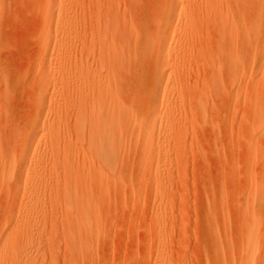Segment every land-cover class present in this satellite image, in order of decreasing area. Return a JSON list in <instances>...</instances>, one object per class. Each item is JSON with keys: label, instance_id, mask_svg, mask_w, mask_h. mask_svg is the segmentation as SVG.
I'll use <instances>...</instances> for the list:
<instances>
[{"label": "rangeland", "instance_id": "rangeland-1", "mask_svg": "<svg viewBox=\"0 0 264 264\" xmlns=\"http://www.w3.org/2000/svg\"><path fill=\"white\" fill-rule=\"evenodd\" d=\"M0 264H264V0H0Z\"/></svg>", "mask_w": 264, "mask_h": 264}, {"label": "bare ground", "instance_id": "bare-ground-1", "mask_svg": "<svg viewBox=\"0 0 264 264\" xmlns=\"http://www.w3.org/2000/svg\"><path fill=\"white\" fill-rule=\"evenodd\" d=\"M129 16V15H128ZM129 19V18H128ZM107 21V20H106ZM112 24V23H111ZM113 27V26H112ZM117 27V26H116ZM115 28V27H114ZM113 28V29H114ZM128 28V27H127ZM106 32H107V30H106ZM123 32V31H122ZM108 33V36H109V32H107ZM116 33V32H115ZM111 34H112V31H111ZM105 35V34H104ZM131 35V34H130ZM107 37V35H105V39H107L106 38ZM130 38V37H129ZM235 38V37H234ZM104 39V41L106 42V40ZM108 41V40H107ZM224 42V41H223ZM104 44V43H103ZM106 47L105 46H103V47H105V49H104V54H105V57H107L106 58V60H110L111 62L109 63V64H111V67L113 66V64L116 62V60H121V59H118L119 57H121L120 56V54H119V51L115 48V46H114V44L112 43V42H106ZM132 46V45H131ZM105 50H106V52H105ZM102 51V50H101ZM129 51V50H128ZM101 53H103V52H101ZM104 54H103V56H104ZM132 54V53H131ZM100 56H102V55H100ZM103 57H101V59H102ZM123 59V58H122ZM98 60H100V59H98ZM98 63H99V61H98ZM103 63V62H102ZM101 64V63H100ZM107 64V63H106ZM100 67V66H99ZM48 69H50V68H48ZM122 69V68H121ZM83 70V69H82ZM98 70V69H97ZM92 71V70H91ZM112 71V70H111ZM79 72V71H78ZM85 72H88V71H85ZM90 72V71H89ZM89 72L88 73H84V74H82V76L80 75L79 76V78L81 77L83 80H85L86 81V79H89L90 81H92V85H93V87H94V84L96 83V82H94V77L95 76H92V75H90L89 74ZM92 73V72H91ZM99 73V72H98ZM80 74V73H79ZM102 74V73H101ZM101 74H96V75H101ZM115 73H113V75H114ZM95 75V74H94ZM78 76V75H77ZM103 76V75H102ZM106 76H107V74H106ZM105 76V77H106ZM123 76V75H122ZM80 78V79H81ZM101 78V77H100ZM99 79V78H98ZM98 79H96V80H98ZM104 79V78H103ZM101 80V79H100ZM99 80V81H100ZM98 81V84L99 83H101V84H103L102 83V81L101 82H99ZM107 81H108V78H107ZM78 82H80V81H78ZM84 82V81H83ZM93 82H94V84H93ZM113 83H115L116 84V82L115 81H113ZM91 84V83H90ZM89 84V85H90ZM107 83H105V85L104 86H106L107 87V89L106 88H104V86H103V88L104 89H106V91H108V93H107V97L105 98L106 100L104 101V103H105V105L107 106L106 107V111L105 112H107V113H99L98 115H93L92 114V111H91V114H92V116H94V118L92 119V123H93V120H95L94 121V124H96L98 127L97 128H99L100 129V131H101V128H102V131H101V133H99L100 134V136H99V138H100V141H99V146L100 145H102V150H107V148H110L109 150H110V153H111V155H113V149L115 148V147H117V132L120 130V128H121V121H122V119L121 118H123L122 116H123V114L122 113H120L119 111H118V98H117V91H116V88L114 87L113 89H112V87H111V85H110V82H109V84L108 85H106ZM111 84H112V82H111ZM80 85V84H79ZM88 86V85H87ZM100 87H101V85H99ZM113 86V85H112ZM81 87H83V86H81ZM95 88V87H94ZM90 89V88H89ZM96 89H98V88H96ZM80 90V89H79ZM82 90H84V89H82ZM87 90H88V88H87ZM99 90V89H98ZM90 91V90H89ZM97 91V90H96ZM85 92V91H84ZM100 92V91H99ZM83 93V92H82ZM93 93V92H92ZM103 93L105 94L106 92L105 91H103ZM87 94V93H86ZM95 94V93H94ZM97 95H99L98 93H96ZM85 95V94H84ZM83 95V96H84ZM82 96V97H83ZM89 96V95H88ZM91 96V95H90ZM95 97V96H94ZM101 97V96H100ZM99 97V98H100ZM79 98V97H78ZM81 98V97H80ZM87 99H88V97H86ZM98 98V102L99 103H101V99H99ZM83 99V98H82ZM62 100V99H61ZM86 100V99H85ZM103 100H104V98H103ZM79 101V103H81L80 102V100H78ZM97 101V100H96ZM121 102V101H120ZM75 103H76V101H75ZM69 104V103H68ZM77 104V103H76ZM83 104V103H82ZM87 104V103H86ZM89 104V103H88ZM91 105V104H90ZM101 105H102V103H101ZM104 105V104H103ZM121 105V104H120ZM75 106V105H74ZM77 106V108L79 107L78 106V104L76 105ZM81 106H84V105H81ZM86 106H88V105H86ZM98 106V105H97ZM122 106V105H121ZM90 107V106H89ZM93 107V106H92ZM91 107V108H92ZM81 108V107H80ZM95 108V107H94ZM99 108V107H98ZM65 109V108H64ZM79 109V108H78ZM77 109V110H78ZM85 109H87V108H84V110ZM67 110V109H66ZM83 110V111H84ZM91 110V109H90ZM89 110V111H90ZM120 110V109H119ZM78 111H81V110H78ZM77 111V112H78ZM82 111V112H83ZM88 111V112H89ZM98 111H100V110H98ZM127 112H128V110H126ZM97 112V109H96V111H95V113ZM101 112V111H100ZM103 112V111H102ZM76 113V112H75ZM79 113V112H78ZM98 113V112H97ZM64 114V113H63ZM62 114V115H63ZM82 114V113H81ZM88 114V113H87ZM90 114V115H91ZM128 114V113H127ZM89 115V114H88ZM89 115V116H90ZM130 116V115H129ZM75 117V116H74ZM77 118H79V116H76ZM81 117V116H80ZM83 117V116H82ZM86 117H87V115H86ZM76 118V119H77ZM92 118V117H91ZM131 118V117H130ZM75 119V120H76ZM81 119V118H80ZM83 119V118H82ZM85 119V118H84ZM90 119V118H89ZM56 120V119H55ZM58 120V119H57ZM74 120V121H75ZM78 120V119H77ZM124 120V119H123ZM129 120V119H128ZM126 121V120H125ZM65 122V121H64ZM76 122V121H75ZM78 122V121H77ZM77 122H76V124H77ZM81 122V121H80ZM80 122H78V124L77 125H80L81 123ZM89 122V121H88ZM123 122V121H122ZM80 123V124H79ZM132 123V122H131ZM59 124V123H58ZM86 124V123H85ZM90 124H91V122H90ZM81 125H83V124H81ZM87 125H88V123H87ZM123 126V125H122ZM58 127V126H57ZM63 127V126H62ZM81 127V126H80ZM54 128V127H53ZM86 128H88L87 126H86ZM92 128V127H91ZM76 129H78V128H76ZM80 129H84V128H80ZM89 129V128H88ZM93 129H95V127L93 128ZM92 129V130H93ZM67 130V129H66ZM75 130V129H74ZM97 130V129H96ZM69 131H70V128H69ZM76 131V130H75ZM99 131V130H98ZM56 132V131H55ZM80 131H78V134L80 135V133H79ZM92 132V131H91ZM83 133V132H82ZM90 133V132H89ZM94 134H95V132H93ZM70 134V133H69ZM74 134V133H73ZM129 134V133H128ZM83 135V134H82ZM96 135V134H95ZM97 136V135H96ZM58 137V136H57ZM80 137H81V135H80ZM94 138V137H93ZM89 139V138H88ZM98 139V138H97ZM90 140V142H91V139H89ZM127 140H128V138H127ZM97 143V142H96ZM98 144V143H97ZM93 145H95V143L93 144ZM96 147V146H95ZM99 149V148H98ZM97 149V150H98ZM117 150V149H116ZM100 151V150H99ZM98 152V151H97ZM115 153V152H114ZM104 154V153H103ZM85 155V154H84ZM107 155V154H106ZM107 158V157H106ZM75 159V158H74ZM78 159V158H77ZM111 159H113V157L111 158ZM85 160V159H84ZM88 160V159H87ZM107 160H108V158H107ZM100 161V160H99ZM104 161H105V159H104ZM110 161V160H109ZM81 162V161H80ZM103 162V161H102ZM111 162V161H110ZM109 163V162H108ZM107 163V164H108ZM113 163V162H112ZM99 164V163H98ZM106 164V163H105ZM107 164H106V166H107ZM101 165V164H100ZM98 171V170H97ZM113 171V170H112ZM74 173V172H73ZM88 173V172H87ZM83 175V174H82ZM82 175H81V178H82ZM78 177V176H77ZM78 180H79V178H77ZM101 181V180H100ZM67 182V181H66ZM82 182V181H81ZM74 184V183H73ZM79 184H80V181H79ZM84 185V184H83ZM87 185V184H86ZM75 186V185H74ZM81 186H82V184H81ZM69 188H71V187H69ZM82 188V187H81ZM74 192V191H73ZM72 192V193H73ZM77 192V191H76ZM82 193V192H81ZM66 194V193H65ZM69 194V193H68ZM87 195H88V193H87ZM95 195V194H94ZM74 197V196H73ZM84 197V196H83ZM89 199H90V197H89ZM65 202V201H64ZM82 202H83V200H82ZM77 201L75 202H71V205L72 206H74V208H78V210H77V212L79 213V216H80V220H81V224L82 225H86V223H87V221H86V219H87V214H88V211L86 210V208L83 206V205H81L82 203H81V201H79V204L77 203ZM81 203V204H80ZM85 203V202H84ZM86 204H88V203H86ZM87 207H88V205H86ZM95 207H97V206H95ZM67 208H68V206H67ZM72 208V207H71ZM69 209V208H68ZM88 209V208H87ZM101 209V208H100ZM71 210V209H70ZM74 210V209H73ZM70 212V211H69ZM87 212V213H86ZM98 213V212H97ZM96 215V214H95ZM74 216V215H73ZM77 216H78V214H77ZM96 218V217H95ZM62 222V221H61ZM88 226V225H87ZM65 229H67V228H65ZM73 229V228H72Z\"/></svg>", "mask_w": 264, "mask_h": 264}]
</instances>
